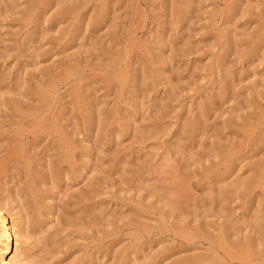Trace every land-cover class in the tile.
<instances>
[{
    "label": "rangeland",
    "instance_id": "rangeland-1",
    "mask_svg": "<svg viewBox=\"0 0 264 264\" xmlns=\"http://www.w3.org/2000/svg\"><path fill=\"white\" fill-rule=\"evenodd\" d=\"M0 210L21 264H264V0H0Z\"/></svg>",
    "mask_w": 264,
    "mask_h": 264
},
{
    "label": "bare ground",
    "instance_id": "bare-ground-1",
    "mask_svg": "<svg viewBox=\"0 0 264 264\" xmlns=\"http://www.w3.org/2000/svg\"><path fill=\"white\" fill-rule=\"evenodd\" d=\"M0 236L6 240L1 248L2 255L7 256L0 260V264H21L18 257L19 232L14 222L7 217V214L0 210ZM12 251V253H11Z\"/></svg>",
    "mask_w": 264,
    "mask_h": 264
}]
</instances>
